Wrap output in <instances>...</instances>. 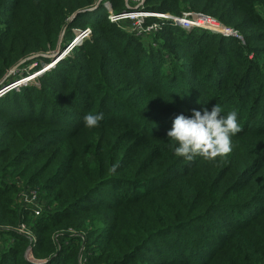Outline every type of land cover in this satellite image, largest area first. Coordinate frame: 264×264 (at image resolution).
Masks as SVG:
<instances>
[{"label": "trees", "instance_id": "trees-1", "mask_svg": "<svg viewBox=\"0 0 264 264\" xmlns=\"http://www.w3.org/2000/svg\"><path fill=\"white\" fill-rule=\"evenodd\" d=\"M97 1L0 0V87L90 30L0 96V264H264V0L136 2L241 36L149 16L146 43L108 18L133 1ZM216 104L238 114L231 154L177 157L174 118Z\"/></svg>", "mask_w": 264, "mask_h": 264}, {"label": "clouds", "instance_id": "clouds-1", "mask_svg": "<svg viewBox=\"0 0 264 264\" xmlns=\"http://www.w3.org/2000/svg\"><path fill=\"white\" fill-rule=\"evenodd\" d=\"M105 6L107 9L110 8L108 5ZM78 34L76 33V36ZM68 44L65 49L63 48L65 55L69 52L66 51ZM57 58L52 60L50 68L57 63ZM45 70L47 69L45 68L43 72ZM221 112V106L216 104L211 111L205 109L202 113L199 110H193L191 117L183 114L177 115L172 122L171 129L167 132L168 139L178 144V146L170 145L174 154L177 157H183L186 161H192L196 156L207 161H214L230 155L233 150L232 138L240 133L242 128L235 110L228 112L226 116H222ZM83 120L88 128L98 127L99 122L103 120V113L89 112ZM117 166L113 165L111 171L115 172Z\"/></svg>", "mask_w": 264, "mask_h": 264}, {"label": "built area", "instance_id": "built-area-1", "mask_svg": "<svg viewBox=\"0 0 264 264\" xmlns=\"http://www.w3.org/2000/svg\"><path fill=\"white\" fill-rule=\"evenodd\" d=\"M108 11H109L108 18L113 22H119L120 20H126V19H134L136 21V24H135V26L131 27V29L129 31L134 30V32H136L137 35H142V36H144L148 33H151V32H156V31L160 30V28L162 26V24L160 22H153V23L146 25L144 19L146 17H149V16H156V17L161 18V19H168L170 17L171 18L170 20H173L175 24L180 25L184 28H190V27L201 28L202 27V29L204 28V30H208L211 32L221 31L219 33H222V34L224 33V35H229V33L234 31L230 28H226V27L222 26L220 23L216 22L215 20H213L209 17H203V16H199V17L195 16L194 18L190 19V18H185V17H183V18L172 17L169 14H165V13H152V12H145V11H130V12L127 11V12H122L120 14H114L109 7H108ZM218 26H220L221 29H223L224 31H227V32H224L222 30H218L217 29ZM234 32H236V31H234ZM89 34H90L89 29H86L84 31L79 32V34L76 36V38L68 44L66 51H70L74 45L80 44V42L83 40V38L87 37ZM43 70L44 69L40 70L38 73H36V75L43 72ZM24 81H27V80H24V79L16 80V81L0 88V95L4 94L5 92L9 91L12 88H18L22 84V82H24ZM35 195H37V193L34 191H28V192L22 191L19 194V196H20L19 200H20V202L22 201L23 205L34 206V205H32L30 199ZM32 240H34V238H32Z\"/></svg>", "mask_w": 264, "mask_h": 264}, {"label": "rangeland", "instance_id": "rangeland-1", "mask_svg": "<svg viewBox=\"0 0 264 264\" xmlns=\"http://www.w3.org/2000/svg\"><path fill=\"white\" fill-rule=\"evenodd\" d=\"M131 1H133L134 2V4H128V7L130 8V11H142V10H139L138 8H135V6L137 7V3H139L140 1H143V0H131ZM137 2V3H136ZM141 3V2H140ZM130 11H128V12H130ZM168 19H171L170 17L168 18ZM124 21V23H125V26L126 27H128V28H131V27H133V26H135V24H136V21L134 20V19H126V20H123ZM134 23V24H133ZM196 28V27H195ZM198 29H202V27L201 28H198ZM204 29V28H203ZM222 31H224L223 29H222ZM232 31V30H231ZM214 32V31H213ZM219 32H221V31H218V32H215V33H219ZM224 32H227V31H224ZM76 33H77V31H76ZM222 34V33H221ZM230 35H232V36H234V37H238V38H241V36L238 34V33H236V32H234V31H232L231 33H229ZM230 35H226V36H230ZM237 35V36H236ZM146 39H148L147 38V36H144L143 37V40H144V42L146 43L147 41H146ZM63 48L64 47H61L60 45H58V47L56 48V50L55 51H53L52 53H49V54H42V56H44V57H46V58H49L50 60H51V62H48V63H45V62H41V67L39 68V69H37V70H33V69H35V68H33V66H34V64L32 63V64H23V65H21V66H19V68H18V73H22V75L20 76V79H24V80H27V81H24V82H22V84L21 85H23L24 83H30V82H32V81H37L38 79V75H36V72L38 71V70H42V69H49L50 68V63H52V58H54V56L56 55V53H58V51H60V50H63ZM65 49V48H64ZM64 51V50H63ZM30 60V59H29ZM23 62H25V61H22L21 62V64L23 63ZM52 67V66H51ZM17 68V67H16ZM26 72H28L27 74H26ZM11 82H9V84H10ZM3 85H5V84H3ZM3 85L1 86V87H3ZM20 85V86H21ZM0 87V88H1ZM0 96H2V95H0ZM30 201H31V203H32V205H34V206H32L33 208H34V210L37 212V211H40L41 209H43V203H44V201H41L40 200V198H39V196L38 195H35V196H33L31 199H30ZM25 228L24 227H21V230H24ZM30 257V256H29ZM40 263H43V262H40Z\"/></svg>", "mask_w": 264, "mask_h": 264}, {"label": "water", "instance_id": "water-1", "mask_svg": "<svg viewBox=\"0 0 264 264\" xmlns=\"http://www.w3.org/2000/svg\"><path fill=\"white\" fill-rule=\"evenodd\" d=\"M100 1L101 0H98L97 2H96V4L94 5V7H92V8H90V9H96L97 7H99V4H100ZM105 5H108L107 3H105ZM109 6V5H108ZM83 11H86V10H80V11H76L74 14H73V16H75V15H77V13H79V12H83ZM80 32V30L77 32V34ZM230 35V34H229ZM64 50V49H63ZM63 50H60V51H58V53H56V55L54 56V58H53V61H54V59H56L60 54H62L64 51ZM36 56H39V55H34V56H31V57H28L26 60H28V59H31V58H33V57H36ZM24 61V60H23ZM19 64H21V62H19L18 64H16L15 66H13L12 67V69H11V71H13ZM9 84V83H8ZM8 84H5V85H3V87L4 86H6V85H8Z\"/></svg>", "mask_w": 264, "mask_h": 264}, {"label": "bare ground", "instance_id": "bare-ground-1", "mask_svg": "<svg viewBox=\"0 0 264 264\" xmlns=\"http://www.w3.org/2000/svg\"><path fill=\"white\" fill-rule=\"evenodd\" d=\"M216 28V27H215ZM218 29V28H217ZM218 30H222V29H218ZM61 56H65V53H62V54H60L59 56H58V58H57V61H59L60 59H62L63 57H61ZM8 89V88H7ZM6 90V89H5Z\"/></svg>", "mask_w": 264, "mask_h": 264}]
</instances>
